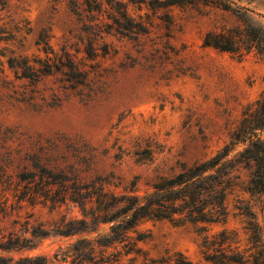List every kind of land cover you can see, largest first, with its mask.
I'll use <instances>...</instances> for the list:
<instances>
[{
  "label": "rangeland",
  "instance_id": "1",
  "mask_svg": "<svg viewBox=\"0 0 264 264\" xmlns=\"http://www.w3.org/2000/svg\"><path fill=\"white\" fill-rule=\"evenodd\" d=\"M240 4L264 26V0ZM161 6L155 0L129 4L133 17L150 22V31L136 39L106 36L109 52L97 57L88 87L65 90L54 76L37 85L14 79L11 86H0V168L8 182L16 184L24 170L40 174L42 166L73 168L81 179L108 176L118 184L110 189L122 192L133 185L142 195L160 178L212 156L230 142L245 107L264 95V58L204 45L208 30L236 23L231 12L215 6ZM0 18L8 29H20L23 46L13 47L29 55L39 53L35 40L42 28L49 30L50 43L58 49L79 26L69 0H8L0 5ZM243 147L235 145L229 158ZM252 169L250 163H235L228 198L232 213L225 223L210 224L211 232L222 226L242 232L243 217L234 214L247 206L264 234V193L247 191ZM23 205V217L32 214V220L48 229L64 214H80L71 202L54 209L49 203ZM137 228L148 237L138 242L142 253L134 264H161L152 260L167 250L183 251L194 261L200 258V237L191 224L145 220ZM100 230L107 231V226ZM66 242L50 235L37 239L29 253H48ZM0 255L17 258L19 253Z\"/></svg>",
  "mask_w": 264,
  "mask_h": 264
},
{
  "label": "trees",
  "instance_id": "2",
  "mask_svg": "<svg viewBox=\"0 0 264 264\" xmlns=\"http://www.w3.org/2000/svg\"><path fill=\"white\" fill-rule=\"evenodd\" d=\"M155 1L167 9L215 6L231 12L236 23L208 30L204 34V45L239 56L254 52L264 58V26L240 4L242 0ZM7 2L0 0V5L4 7ZM145 2L69 0L79 23L77 31L65 36L55 49L50 43L49 30L42 28L35 40L39 53L31 55L13 47L23 46L25 37L18 34L19 28L14 32L3 22L0 42L5 45L0 47V86L9 87L14 79L37 85L44 78L54 76L65 90L79 91L88 87L97 57L109 52L106 36L136 39L150 31L149 21L141 16L136 19L129 11V4L141 6ZM166 17L167 22L172 23L170 10ZM263 133L264 95L245 107L230 142L221 150L171 177L160 178L150 192L142 195L133 190V185L123 188L122 192L110 189L111 185L118 187V184H113L108 176L81 179L73 168L56 170L42 166L40 174L24 170L13 185L4 178V170L0 168V251L19 253L17 258L0 255V264H134L142 253L138 242L148 237L137 228L145 220L191 224L200 237L197 261L183 251L167 250L153 262L264 264L263 228L250 207H239V212L234 214L243 217L242 232L228 226L211 232L208 227L225 223L232 213L228 198L234 186L232 171L236 162L250 163L253 167L247 191L264 193ZM239 143L244 147L229 158L230 150ZM7 193L11 194L13 203L9 204ZM23 202L49 203L51 209L71 202L80 214L73 218L64 214L48 229L43 223L32 220V214L22 216ZM103 225L107 226L105 232L100 230ZM93 232H96L94 236ZM50 235L60 236L67 242L48 253H29L37 247V239Z\"/></svg>",
  "mask_w": 264,
  "mask_h": 264
}]
</instances>
